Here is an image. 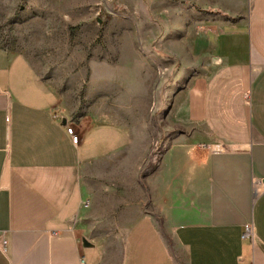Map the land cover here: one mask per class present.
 I'll return each instance as SVG.
<instances>
[{"label":"crops","instance_id":"1","mask_svg":"<svg viewBox=\"0 0 264 264\" xmlns=\"http://www.w3.org/2000/svg\"><path fill=\"white\" fill-rule=\"evenodd\" d=\"M205 5L164 37L169 58L150 34L141 65L77 69L75 102L63 69L0 45V264H264V0ZM156 64L175 72L162 123L129 125Z\"/></svg>","mask_w":264,"mask_h":264},{"label":"rangeland","instance_id":"2","mask_svg":"<svg viewBox=\"0 0 264 264\" xmlns=\"http://www.w3.org/2000/svg\"><path fill=\"white\" fill-rule=\"evenodd\" d=\"M146 1L0 0V45L26 53L44 74L50 69H63L71 86L76 85L77 69L98 59L101 63L116 62L123 67L130 63L141 65L148 52L144 46L146 40L139 37L161 34L157 42L165 44L162 53L169 58L175 41L164 40V37L168 33L187 31L185 24L194 18V14L199 22L198 17L211 10L206 7L205 0H162L159 10L163 15L158 16V9L148 7ZM127 35H135L133 37L137 39L129 40ZM132 42L136 44L135 49L127 45ZM174 73L170 75L166 66L156 64L146 117L143 114L141 120L135 117L124 122L136 127H160L162 113L157 99L162 85L170 82ZM87 81L85 77V89L70 87L73 93L70 98L74 102L87 90ZM115 90L120 96L119 89ZM114 98L123 108L119 97ZM82 106L79 110H83ZM137 112L139 116V110ZM155 138L151 143L150 160L153 161L164 148L161 140Z\"/></svg>","mask_w":264,"mask_h":264},{"label":"built area","instance_id":"3","mask_svg":"<svg viewBox=\"0 0 264 264\" xmlns=\"http://www.w3.org/2000/svg\"><path fill=\"white\" fill-rule=\"evenodd\" d=\"M246 97L248 98L249 94H246ZM67 131L70 134L73 143L74 144H78L79 141H80V137L75 132L74 127L68 125ZM208 148L211 151H215V152H220V151H223L225 149V147L222 146L221 144H215L212 147L209 146ZM254 189H255V192H258V185L256 183H254ZM83 204H84L85 207H88L89 206V201H85ZM243 237L244 238H247V237L253 238L254 237V230H253V226L251 224L246 225L245 231L243 233Z\"/></svg>","mask_w":264,"mask_h":264},{"label":"water","instance_id":"4","mask_svg":"<svg viewBox=\"0 0 264 264\" xmlns=\"http://www.w3.org/2000/svg\"><path fill=\"white\" fill-rule=\"evenodd\" d=\"M85 243L87 244L86 240H85Z\"/></svg>","mask_w":264,"mask_h":264}]
</instances>
